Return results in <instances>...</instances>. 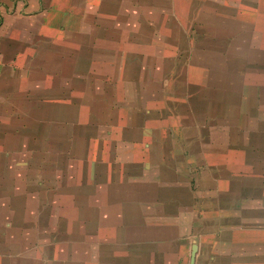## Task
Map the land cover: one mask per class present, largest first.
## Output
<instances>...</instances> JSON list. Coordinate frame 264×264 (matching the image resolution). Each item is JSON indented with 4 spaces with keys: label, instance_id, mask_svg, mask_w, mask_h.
<instances>
[{
    "label": "crops",
    "instance_id": "obj_1",
    "mask_svg": "<svg viewBox=\"0 0 264 264\" xmlns=\"http://www.w3.org/2000/svg\"><path fill=\"white\" fill-rule=\"evenodd\" d=\"M132 1L0 0V264H264V0H175L197 24L183 88L136 92L87 166L36 176L15 130L115 48L128 79L132 34L162 22Z\"/></svg>",
    "mask_w": 264,
    "mask_h": 264
},
{
    "label": "rangeland",
    "instance_id": "obj_2",
    "mask_svg": "<svg viewBox=\"0 0 264 264\" xmlns=\"http://www.w3.org/2000/svg\"><path fill=\"white\" fill-rule=\"evenodd\" d=\"M159 1V5L162 7V11L159 13L162 22L150 21L146 34L139 35L136 32L130 38L128 51H130L131 68L128 79L126 77L124 79L123 76L124 63L122 59L125 60L123 52L120 48H115L113 50L114 64L111 54L104 57L105 60L108 59L107 70L106 68L97 70L95 66L88 67V70H83L78 75L77 88H73V90L71 80L66 81L70 93L74 90L80 91L83 93L82 96L80 93L70 96L68 90L66 98L63 100L60 96H53L48 111L43 110V106L35 107L32 119V125L35 126L33 129H24L25 127L20 126L15 130L19 135L25 130L28 133L33 132L29 137L31 146L24 152L33 154L30 163L36 170V176H40L41 180L48 174L51 175V179H54L59 171L64 175V170L68 171L77 166L80 162L79 159H82V164L87 166L90 162L92 147L96 146L97 139L112 137L118 133L117 121L122 120L119 116L124 111V107L128 104L134 105V108L138 107L139 99L137 95H134L136 92L158 90L160 95H165L171 89H173L171 92H175L181 90L179 87L183 88L184 81L180 85L179 82L181 79L184 80L183 73H186L187 70L185 61L187 55L190 54L191 42L193 39H197V34H195V28L192 29L191 25L188 26L190 22L192 23L191 16L187 12L175 9V0ZM139 2V0H133L131 3L134 8H137ZM149 4L153 7L154 0H150ZM138 20L139 18L136 16V25H138ZM91 24L98 26L97 18H94ZM192 25L197 26L196 23H192ZM190 30L191 32H188ZM158 42H161L162 45L154 48ZM147 46H152L153 49H147ZM51 54L54 55V50H51ZM66 59L72 63L76 58L74 54H67ZM144 60L147 65H141L140 62H144ZM60 61V58H53V69H59ZM142 70H148L146 71L148 74L158 72L157 76H152L149 79L147 88L146 84L140 80L139 72ZM52 74L63 76L61 72L57 71ZM173 74L178 78L176 83H172L171 76ZM68 78L71 79L72 76ZM156 80L159 83L158 86L153 85ZM57 83L53 82L52 84ZM127 87L129 88L125 96L124 91ZM85 94L88 96H84ZM169 94L166 97L168 104ZM182 95L185 99L187 94L183 93ZM164 98V96L159 97L160 101ZM130 100H135V102L129 103ZM19 120H25L21 114ZM47 123H49L48 130H46ZM50 188L53 190L55 186ZM42 192L41 187L36 191V193ZM22 247L26 246H20V248ZM35 247L37 248V246Z\"/></svg>",
    "mask_w": 264,
    "mask_h": 264
},
{
    "label": "water",
    "instance_id": "obj_3",
    "mask_svg": "<svg viewBox=\"0 0 264 264\" xmlns=\"http://www.w3.org/2000/svg\"><path fill=\"white\" fill-rule=\"evenodd\" d=\"M191 264H195V256L194 255L192 257Z\"/></svg>",
    "mask_w": 264,
    "mask_h": 264
}]
</instances>
